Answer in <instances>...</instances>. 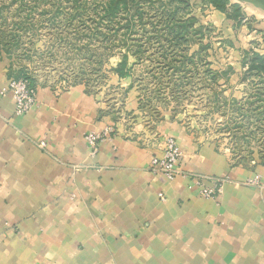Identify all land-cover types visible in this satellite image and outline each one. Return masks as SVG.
Here are the masks:
<instances>
[{
  "label": "crops",
  "instance_id": "1",
  "mask_svg": "<svg viewBox=\"0 0 264 264\" xmlns=\"http://www.w3.org/2000/svg\"><path fill=\"white\" fill-rule=\"evenodd\" d=\"M7 64L0 60V264H264V192L241 184L255 174L264 181V166L230 167L169 119L158 138L138 119L131 129L115 124L103 95L84 85L34 80L37 103L16 116L1 94L14 76ZM108 126L114 134L93 152L86 135ZM168 137L185 174L171 182L149 169ZM221 176L230 181L219 200L201 198L197 180Z\"/></svg>",
  "mask_w": 264,
  "mask_h": 264
},
{
  "label": "rangeland",
  "instance_id": "2",
  "mask_svg": "<svg viewBox=\"0 0 264 264\" xmlns=\"http://www.w3.org/2000/svg\"><path fill=\"white\" fill-rule=\"evenodd\" d=\"M108 1L0 0V60L55 90L101 93L115 124L138 119L149 138L169 119L230 167L264 166V12L237 0L225 12L209 0H130L106 17ZM229 181L202 185L220 198ZM241 184L264 192L259 174Z\"/></svg>",
  "mask_w": 264,
  "mask_h": 264
},
{
  "label": "built area",
  "instance_id": "3",
  "mask_svg": "<svg viewBox=\"0 0 264 264\" xmlns=\"http://www.w3.org/2000/svg\"><path fill=\"white\" fill-rule=\"evenodd\" d=\"M10 94L14 102V114L16 116H22L30 112L37 103V91L34 85L31 84L30 80L25 77H11L1 94ZM114 128L108 126L103 130L102 133H89L86 135L85 140L88 145L96 151L97 144L102 142L114 133ZM41 148L45 146L44 142L38 144ZM182 161V153L180 148L173 138H166L162 142V157L154 156L150 161V172L153 175L163 178L167 182L173 181L179 175L183 173L180 170V164ZM185 175V174H183ZM202 179L197 180L196 185L202 186L199 191V196L203 199L217 201L220 196L218 187H206L202 185ZM250 184H258V179ZM249 185V184H248ZM163 200V197L160 195Z\"/></svg>",
  "mask_w": 264,
  "mask_h": 264
},
{
  "label": "trees",
  "instance_id": "4",
  "mask_svg": "<svg viewBox=\"0 0 264 264\" xmlns=\"http://www.w3.org/2000/svg\"><path fill=\"white\" fill-rule=\"evenodd\" d=\"M181 2H186V0H179ZM227 2L228 0H209V3L213 5L218 10L225 12L227 9ZM131 1L130 0H110L105 4V15L108 16H117L121 11L129 12L131 9ZM123 62V66H124ZM15 76V75H14ZM16 77V76H15ZM19 78V77H17ZM32 85L34 80L28 78Z\"/></svg>",
  "mask_w": 264,
  "mask_h": 264
},
{
  "label": "water",
  "instance_id": "5",
  "mask_svg": "<svg viewBox=\"0 0 264 264\" xmlns=\"http://www.w3.org/2000/svg\"><path fill=\"white\" fill-rule=\"evenodd\" d=\"M237 1L250 5L257 10L264 12V0H237Z\"/></svg>",
  "mask_w": 264,
  "mask_h": 264
}]
</instances>
